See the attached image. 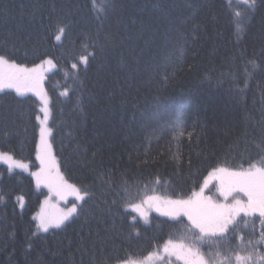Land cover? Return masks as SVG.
I'll return each instance as SVG.
<instances>
[{"label":"trees","instance_id":"obj_1","mask_svg":"<svg viewBox=\"0 0 264 264\" xmlns=\"http://www.w3.org/2000/svg\"><path fill=\"white\" fill-rule=\"evenodd\" d=\"M104 7L105 0H0V55L30 70L45 65L56 166L45 167L50 184L36 157L37 98L0 90V151L28 167L0 163V264H116L151 259L167 241L196 246L214 264L224 256L236 264L234 253L264 263L257 213L197 240L185 217L141 218L142 208H129L150 193L187 197L210 170L237 172L264 156V0ZM44 184L84 196L47 232L37 214L48 200Z\"/></svg>","mask_w":264,"mask_h":264},{"label":"rangeland","instance_id":"obj_2","mask_svg":"<svg viewBox=\"0 0 264 264\" xmlns=\"http://www.w3.org/2000/svg\"><path fill=\"white\" fill-rule=\"evenodd\" d=\"M5 66L4 65L0 66V71L6 74L14 71L13 69H10L8 66H7V70H5L6 69ZM44 70H45L44 64L36 65L35 83L34 84L26 83L21 87L25 89L22 95L31 94L34 97H36L39 102V114L40 115L38 117L39 129H38V137H37V145H36V157L39 162L41 173H43V179L46 180L48 183L52 184L51 183L53 179L52 171L49 174L47 173L48 171L45 172V167L52 169L55 166L54 165L55 161L53 162L54 158L52 156V151H51V147L49 144V128L47 124L49 109H48V99L44 91V84H43L44 78H43L42 73ZM29 75H31V71L29 72ZM4 89H11L16 92L15 88H4ZM45 116H47V119H45ZM42 130H44L46 133L43 137V142H42V136H41ZM4 154L11 157L10 154L0 151V163L6 165L9 169L20 168L22 170H25L26 168H28L25 163L17 162L12 157L10 160L5 159ZM51 157L53 158L52 160H51ZM42 159H43V163H42ZM247 169L248 168L240 169L237 172H242ZM227 173L228 171L221 172L219 170H214V169L210 170L209 173L203 179L202 183L200 184L199 189L187 197H173V196H164V195H161L160 193H152V194L150 193L142 197L138 204L135 203V204L129 205V208L132 210L136 207L142 208L143 213H141L142 215L140 216L141 218H146L151 213L162 214L168 217H178V216L185 217L187 221L189 222L190 227L194 229L197 235H200L199 229L195 228L192 222L188 219V216L184 214L185 209L182 208L178 210L177 206L174 203H170V202L191 200L193 201V203L190 206H188L186 210L193 211V212H201L207 215L210 219L214 218L216 213L219 211V209L215 206L216 205L231 206L234 203L233 196L240 199L241 201L246 202L247 197L243 193H240V192H238L240 193L239 195L236 192L232 193L231 195L228 196L227 200H225L224 196L220 194L219 189H220L222 180L225 181V186H227V181L229 179ZM205 181H207L206 187H205ZM44 186L46 189V195L43 197V202L47 199L48 200L44 204L41 203V205L45 206V208L43 209L40 208L41 205L39 206L40 209L38 208L39 212L37 214L39 216L40 221H41V217H43L46 221L54 222L59 217H61L63 214L67 213L69 209L73 207L76 208V205L79 201V199L77 198V194L75 195L69 194L67 196H61L55 193V191H53L47 184H44ZM201 188H204L203 198L210 197V201H208L207 199H198L196 196L193 195L194 193H200ZM208 190H209V193H207ZM149 197H153V199H149ZM51 198H53L52 199L53 201L51 200ZM54 202H56L59 205V206L57 205L58 207L56 206L53 207L54 210L55 208H57L55 210L56 212H59L56 216H54V214L52 213V210H50L52 203ZM177 212H179V214H177ZM243 214L244 213L241 212L239 215L234 216L229 222L227 226V230L231 228L232 222L242 217ZM257 214L259 215L258 212ZM66 220H64V222ZM38 228L42 230L39 226ZM49 228H52V227L50 226ZM217 235H223V233H217ZM169 242L171 241H167L161 246L160 253L158 252L157 254L154 253V255H156L155 257L151 259H148V258H145L143 260L140 259L137 261L142 262V264H155L157 256H159L160 258L164 256L165 264H185V259L183 257L186 255V249L189 246H186L184 245V243L179 242V241H173L171 242V244H169ZM165 245L169 246V252L167 253L164 251ZM172 245H177V246L184 245L185 250H181L179 247H176L175 249H173ZM194 249H197V247L194 246ZM199 254L205 259V261H207V264H214V259L208 262V257L206 255L202 254L200 251H199ZM236 254L237 253H234L232 255L234 259H235ZM170 255H173L175 257L171 258ZM172 260H175V262Z\"/></svg>","mask_w":264,"mask_h":264},{"label":"snow or ice","instance_id":"obj_3","mask_svg":"<svg viewBox=\"0 0 264 264\" xmlns=\"http://www.w3.org/2000/svg\"><path fill=\"white\" fill-rule=\"evenodd\" d=\"M96 0H94L95 6ZM244 3L249 7H254L256 0H244ZM110 6V0H105V7L103 10L106 11L107 7ZM237 16L240 15L239 12L236 13ZM65 28L58 27V32L63 34ZM61 35H56V40H60ZM83 62L87 63V57H82ZM47 63L51 64L52 61L49 60ZM7 65L10 69H13L11 73H4L0 71V90L4 88H15L18 94H23L24 88L21 87V84H26L29 82L35 83V78L29 75V72H35V69L29 70L24 67L18 66L15 63H9L4 55H0V66ZM75 68L76 65L74 64ZM47 119V116H45ZM45 131L42 130V142L45 135ZM4 158L10 160L11 157L4 154ZM43 163V159H42ZM221 172H226L225 169H220ZM229 179L227 181V186H225V181H221L220 194L224 196L225 200L228 199V196L234 192L243 193L247 197V201H241L240 199L233 196L234 203L231 206L228 205H216L219 211L216 213L214 218H209L207 215L201 212H193L186 210L193 201H175L170 202L174 203L177 206V209H185L184 214L188 216V219L192 222L193 226L199 229L200 236L197 240H202L207 236H215L217 233H224L227 231V226L231 219L243 212L245 215L250 213H259L261 217H264V156L253 163H250V166L247 170L242 172H228ZM39 182V180H38ZM207 186V181H205V187ZM67 187L71 188L73 192L77 194L78 199H84V196H81L79 190L74 186L68 185ZM204 188H201L200 193H194L198 199H207L203 198ZM59 194V191L57 192ZM87 195V192L84 193ZM153 199V197H149ZM74 212L76 208L73 207L68 210L67 213L63 214L54 222L46 221L41 217L40 228L47 232L48 228L57 227L59 228L64 220L68 219ZM179 214V212H177ZM171 244V242H169ZM179 247L181 250H185L184 245H172V248L175 249ZM164 251L169 252V246L165 245ZM185 259V264H207V261L199 254L198 249H194V246H189L186 249V255L183 257ZM251 259V253L247 256H242L240 254L235 255L236 264H248V261ZM116 264H142V262L137 261L131 257L117 258ZM219 264H231V258L229 256H224L219 261Z\"/></svg>","mask_w":264,"mask_h":264}]
</instances>
